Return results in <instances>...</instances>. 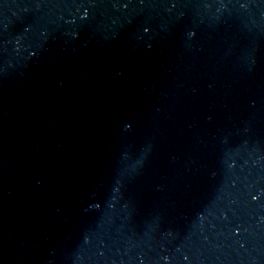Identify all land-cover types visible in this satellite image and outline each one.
<instances>
[{"label": "water", "instance_id": "obj_1", "mask_svg": "<svg viewBox=\"0 0 264 264\" xmlns=\"http://www.w3.org/2000/svg\"><path fill=\"white\" fill-rule=\"evenodd\" d=\"M0 264H264V0H0Z\"/></svg>", "mask_w": 264, "mask_h": 264}]
</instances>
